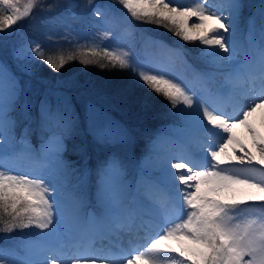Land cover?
Listing matches in <instances>:
<instances>
[{"label": "snow or ice", "instance_id": "6c2138e0", "mask_svg": "<svg viewBox=\"0 0 264 264\" xmlns=\"http://www.w3.org/2000/svg\"><path fill=\"white\" fill-rule=\"evenodd\" d=\"M117 2L130 18L125 20L129 34L138 25H155L201 46L206 67L194 72L198 87L174 78L168 57L122 47L114 14L95 0H86V6L92 8L96 32L83 43L53 53L29 39L13 48L12 57L27 76L33 75L35 60L55 73L74 61L127 72L174 110V130L184 134V150L170 155L168 144L175 141L157 136L134 186L126 179L124 161L111 156L96 171L95 205L89 210L79 183H70L74 170L63 157L77 120L67 97L48 92L39 102L44 135L33 148L26 138H16L11 115L23 92L20 78L0 63V233L19 230L25 241L22 258L0 247V264H264V6L261 41H251L255 20L250 17V47L243 50L233 40L242 0ZM44 7L43 0H0V39ZM64 7L75 18L80 5L65 0ZM150 43L183 55L162 41ZM238 56L242 60L233 67ZM21 107L27 118L29 105ZM98 116L89 104V130L97 143L124 139L114 122ZM21 160L29 167L22 168ZM125 237L127 247L121 243Z\"/></svg>", "mask_w": 264, "mask_h": 264}, {"label": "rangeland", "instance_id": "374dc122", "mask_svg": "<svg viewBox=\"0 0 264 264\" xmlns=\"http://www.w3.org/2000/svg\"><path fill=\"white\" fill-rule=\"evenodd\" d=\"M76 2L80 5V7L75 9L77 16L75 18H72L71 13L67 8L64 7L65 0H43V3L45 4L43 10L35 11L32 17L21 21L20 24L16 26L17 30L12 35H9L6 39H0V63H3L6 66L8 73L20 78V84L22 88L23 85L21 81H23V83L26 84L25 87L30 89L31 92L35 95L36 93H42L43 99L45 97V94L48 92L63 93L67 97V102L73 110L74 114L79 116V119L76 120L74 131L72 132L71 136H75L81 140L79 142V145L83 147L85 151L88 150L92 152L95 157L94 169L90 173V168L87 165V159L79 160L80 165H78L75 160L69 159L64 155V153L63 157L70 166V169L74 170L72 176L69 178L70 183H79V191L83 193L85 200L89 205V210H92V207L95 205L96 171L104 161H106L113 155L120 157L124 161L126 167V179L129 184L134 186L141 175L140 165L148 156L152 141L156 139V137L153 135L169 137L172 141H174L173 138H175V140L179 138L181 139L183 133L174 130L178 126L159 125L154 132L155 134L153 133V135L151 136V144H146L140 150H137V142L139 140V137L136 133V130L132 124L127 123L123 120L124 114L126 112V109L122 108L124 107L125 98L123 96H107L106 94H102L100 90L92 89V86L88 83L87 73H89V68L92 69L93 66L85 67L81 64L77 65L76 71L79 75L78 82L73 79L68 80L69 78H74L75 75H72L67 79L56 81H49L38 77L40 71L44 69L48 70V67L39 60H35L31 63V67L33 69L32 76H27L19 70L17 66L18 62L12 57V50L14 47L25 43L29 39L39 42L37 40L39 31L37 30L36 20L42 16L41 12L48 9L47 5H52V8L50 10L54 9L55 11H58V14H60L64 19V22L60 23L58 26L53 25L45 30L46 35L51 37V39L48 40L49 46L51 48L56 49L57 47L68 46L69 44L75 42L83 43L84 40L95 34L96 28L91 27L90 25V22L94 19V17L92 16V8L86 6V0H76ZM244 3L247 10H245L242 21L239 19V27L242 23L243 30L246 29V31L242 36L239 31H237L236 35L233 37L236 46L239 42L242 43L243 39H249L250 17L254 18L255 20V30L261 32V17L259 15V12L261 7L264 6V0H244ZM95 4L102 7L106 6L111 9L117 21L116 31L123 37V43L121 45L122 47L127 48L128 46H132L137 52H140L142 54L146 53L147 55L154 58L168 57L171 64V75L174 78L185 84H190L193 87L199 86L194 79V72L200 70L196 67L192 68L188 64L187 60H185L186 58H184L185 54L184 56L182 55V57H178L175 54L168 53L166 50H162L155 44L150 43V40L162 41L164 44L168 45L169 48L173 49L178 48V45H181L182 47L186 45L185 47L187 48H185L184 51H187L190 59L195 64V66H198L199 68H205L206 66L200 55L201 46L198 43H185L179 40V38L173 36L172 33L168 32L164 28H160L155 25H138L137 29L129 34L128 24L125 23V20H130V18L127 17L126 11L118 4L117 0H95ZM130 23L136 24L137 22L130 21ZM96 24L104 27L101 21H96ZM43 26L45 27L47 26V24L45 23ZM66 28L71 29L70 34L65 31ZM66 35L69 36V39H64ZM165 39L171 40V42H166ZM113 43V41H105L106 45H111ZM44 48L46 49V47ZM243 48L247 49V46L243 45ZM238 59L239 56L237 57V60ZM113 70L117 71L116 69ZM121 72L123 74L127 73L124 71ZM141 90H143L141 91L143 94V98L154 97L163 101V108L169 117L168 119H170L168 123L178 124V121L173 115L174 110L171 109L167 101H165L162 97L156 96L154 93L148 91L143 86H141ZM48 99L53 104L55 103L56 98L54 96L49 95ZM34 101V97L29 100L27 118L25 116L24 110L21 107V105H23L25 102L27 103L26 99H24L21 104L19 101V103L17 104V110L11 113V115L14 118L15 115H19L22 113V118L24 121L27 119L29 123L35 124L34 129H36V135H33L31 132L28 133V130L26 129V133L22 134L21 137L26 138L33 148H38L42 141V135L44 134L41 132L39 126V109L36 110V107H39V105H36ZM89 104L93 105L98 110L99 120L103 121L107 118L114 122L118 130L124 134L123 140L117 139L115 142L109 144H100L94 140L89 130V123L87 119V106ZM75 105L78 108V113L76 112ZM143 107L142 109L146 110V108ZM153 111L158 110L154 109ZM129 115L132 116L131 114ZM136 116H140V118H138L140 121H137L135 123H145L144 121H141L144 120L143 115L138 114ZM134 118L137 117H132V119L135 121ZM17 124L18 122L16 121V126ZM145 138H148V136H145L141 139ZM34 140H38L36 145L33 144L35 142ZM146 142H148V140ZM19 163L22 168L29 167V164L26 160H21ZM28 232H30V230H24L25 234ZM20 237L21 232L19 230L10 234L3 233V235L0 237V247L15 250L19 257L22 258L24 256H21V251L19 250L23 249L22 245L25 241L23 239H20Z\"/></svg>", "mask_w": 264, "mask_h": 264}, {"label": "trees", "instance_id": "16d2710c", "mask_svg": "<svg viewBox=\"0 0 264 264\" xmlns=\"http://www.w3.org/2000/svg\"><path fill=\"white\" fill-rule=\"evenodd\" d=\"M54 9L49 10L46 9V11L41 12L42 16L39 17L36 20L37 30L39 31L38 41L42 44L43 47H46V50H49L51 52H56L58 49H64V50H71L72 43L68 46H61L57 47L56 49L51 48L49 46V37L46 35L45 30L48 29L50 26H58L60 23L64 22L63 17L58 14V11H55ZM57 12V13H56ZM47 24V26H43L44 24ZM36 30V32H37ZM166 42H171V40H166ZM181 46V45H180ZM186 45L183 46V48ZM45 65V64H44ZM77 65H80L78 61H74L68 65L65 66L64 69L61 70L60 73L53 72L50 68L48 70L44 69L40 71V74L38 77H41L45 80L49 81H56V80H63L71 77L72 75H75L74 78H69L68 80H75L78 82L79 75L77 74L76 67ZM47 66V65H45ZM48 67V66H47ZM91 67V66H90ZM89 73H87L88 83L92 86V89H97L102 92V94H106L107 96H116L120 97L123 96L125 98L124 107L123 109H126V112L124 114L123 120L127 123H130L133 125V127L136 130V133L139 137L138 144H137V150H140L145 144L146 141L149 139V137L152 135V132L154 129L161 124H164L170 119H168V115L165 112L163 106L164 102L160 99L151 97V98H143V94L141 91V84H139L137 81L132 79L130 76H128L127 73H122L118 69L117 71H114L113 69H101L99 67L93 66V71L91 68H89ZM22 82L23 85V92L21 94V100L20 104L24 101V99L27 100V104L29 103V100H31L33 97L35 99L34 103L36 105H39V102L43 99L42 93H34L31 92L30 89L25 87L26 84ZM93 92V91H92ZM90 92V93H92ZM145 101V102H144ZM94 104V102H93ZM144 107H143V106ZM76 106V105H75ZM143 108H146V110H143ZM39 107H36V110H38ZM158 111H153V110ZM76 112L78 113V108L76 106ZM142 114H141V113ZM131 114L132 116H130ZM143 115L145 123H135L137 121H140L138 118L140 116L136 115ZM77 116V119H79V116ZM134 118L135 121L132 119ZM131 118V119H130ZM15 120L18 122L17 129L20 131L19 134H21L24 129L28 130V133H32L35 135L36 129H34L35 124L29 123L27 119L24 121L22 118V113L19 115H15ZM141 127V128H140ZM145 136H148V138H144ZM34 139V138H33ZM35 141V140H34ZM81 140L77 137L69 136L65 140L66 144V150L65 155L71 159L75 160L78 165H80L79 160L87 159V165L90 168V173L94 169V160L95 157L90 151H85L83 147L79 145V142ZM3 235V233H0V237Z\"/></svg>", "mask_w": 264, "mask_h": 264}, {"label": "bare ground", "instance_id": "6f19581e", "mask_svg": "<svg viewBox=\"0 0 264 264\" xmlns=\"http://www.w3.org/2000/svg\"><path fill=\"white\" fill-rule=\"evenodd\" d=\"M219 2H220V0H210V3H212V4H218ZM222 55H223V53H222ZM238 65H239V62H238L237 59L232 62V66L233 67H237ZM238 132L241 133V135H242V130H238ZM183 137H184V134L182 135L181 139L174 140L175 143L168 144V149H169V154L170 155H178L179 154L176 151V148L174 147V145H178L181 148L182 151L184 150L183 149V145L185 144V141H184ZM246 142L249 143V145H250V139H247ZM145 174L146 175L149 174V170L148 169H145ZM145 203H147V202H145ZM105 243H107V242H105Z\"/></svg>", "mask_w": 264, "mask_h": 264}]
</instances>
